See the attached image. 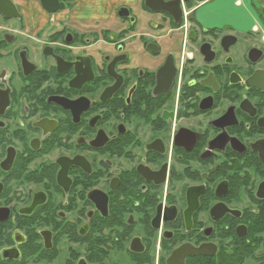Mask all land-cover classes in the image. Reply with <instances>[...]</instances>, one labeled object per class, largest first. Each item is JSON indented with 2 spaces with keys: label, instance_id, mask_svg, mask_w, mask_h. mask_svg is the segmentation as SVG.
<instances>
[{
  "label": "flooded vegetation",
  "instance_id": "1",
  "mask_svg": "<svg viewBox=\"0 0 264 264\" xmlns=\"http://www.w3.org/2000/svg\"><path fill=\"white\" fill-rule=\"evenodd\" d=\"M0 264H264V0H0Z\"/></svg>",
  "mask_w": 264,
  "mask_h": 264
}]
</instances>
